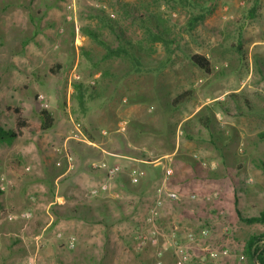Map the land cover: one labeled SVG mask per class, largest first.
Listing matches in <instances>:
<instances>
[{
  "label": "rangeland",
  "instance_id": "1",
  "mask_svg": "<svg viewBox=\"0 0 264 264\" xmlns=\"http://www.w3.org/2000/svg\"><path fill=\"white\" fill-rule=\"evenodd\" d=\"M207 1H120L135 8L138 14L147 12L152 22L162 21L164 37L172 41L175 51L166 68L157 72L154 69L165 60L163 45L147 41L149 34L138 16L122 17L123 9L114 1L78 0L76 24L62 27V36L52 39L40 34L43 29H39V24L42 25L44 8L54 0H0V125L10 128L13 124V116L5 112L6 106L19 107L24 118L36 121L41 109L36 100L38 94L46 97L55 121L53 128L41 135L0 143V225L5 237L11 241L18 239L15 229L10 228L15 220L9 221L8 215L35 211L34 205L44 201L38 197V179H42L43 171L38 147L52 153L53 147L66 143L74 159L73 169L79 165L82 174L87 172L90 162L85 163L84 154L96 152L97 148L77 140L66 141L73 124H79L90 143L106 145L112 154L119 156L133 151L146 162L170 163L173 176L167 181V188L185 196L196 194V201L163 203L156 224L164 234L172 233L174 228L189 227L184 220L188 222V218L200 211L223 212V216L219 215L222 237L216 242L209 240L207 226L201 228L209 231L208 239L197 246L183 241L174 231L187 247L189 262L195 255L205 256L200 250L204 245L227 249L231 255L232 245L237 241L241 261L252 263L245 245L249 237L263 233L261 227L252 226V234L238 229L235 236L227 213L234 211V206L228 208L225 202L234 205V200L237 201L240 210L249 211L250 215L264 211V169L261 168L264 142L258 139L259 133H264V0H217L214 12L193 25L192 18L202 13L201 7ZM95 4H104L107 13L97 10ZM252 9L256 11L255 17L246 20ZM109 13L114 15L109 19L123 28L133 44H139L144 52L153 50L150 58H144L141 73L132 72L120 59L102 61L103 50L83 35L82 29L95 31L103 40L116 45L115 36L99 21L100 16ZM241 25L243 28L239 30ZM42 49L47 54L45 59L35 62L39 66L36 80L16 71L17 66L23 65L22 57ZM192 54L208 58L209 74L191 65L188 57ZM72 74L78 75L79 81H73ZM91 81L94 85H90ZM74 83L82 84L85 91L82 105L78 103ZM186 90L193 92L191 98L172 107L175 95ZM120 123H125L123 133L117 132ZM13 156L21 158L23 170L30 167V172L24 171L27 177L23 181L16 180L5 169ZM118 156L116 159L122 160ZM55 161L53 157L49 167L56 169ZM160 174H151L147 197L151 198L161 183ZM212 193H217L218 198L205 202L203 198ZM144 203L147 205L149 200ZM138 219L136 222L124 219L127 228L136 223L138 233L130 239L137 245V237L145 229L144 216ZM198 222L200 218L194 221ZM140 247L144 248L142 257L146 259L148 254H155L156 260L153 257L148 264H164V256L168 258L167 264H175L170 250L162 251L158 258L152 246ZM92 250L95 258L105 251L97 246ZM124 254L119 256L121 264H139L137 251L128 248ZM45 264L60 263L51 260Z\"/></svg>",
  "mask_w": 264,
  "mask_h": 264
},
{
  "label": "crops",
  "instance_id": "2",
  "mask_svg": "<svg viewBox=\"0 0 264 264\" xmlns=\"http://www.w3.org/2000/svg\"><path fill=\"white\" fill-rule=\"evenodd\" d=\"M64 1L54 0L51 5L44 8L40 19L42 25L39 24V29H43L40 30V34H43V36L56 39L57 36H62V33L58 31L60 27L65 28L68 26L71 28L72 25L64 19ZM13 26L14 24L12 23L11 27ZM35 30L31 32L33 35L36 33ZM55 46L53 47L54 49L57 48ZM46 54L47 51L42 49L41 51L33 52L32 55L22 57L20 62L23 65L17 66L16 71L26 73L30 80H36L39 66L35 62L45 59L46 56L44 55ZM22 86L24 87V83H22ZM31 86H34L33 82ZM53 136L56 138L57 134L54 133ZM66 141L68 140L66 139ZM91 145L97 149L96 152L84 154L87 157L85 163L90 162L85 174H82L78 167L79 165L73 169L74 159L72 166L69 167L64 153L54 152L53 149L55 147L51 149L52 153L49 150H44L43 146L38 147L37 154L41 157L43 169L42 179H38V183H40V195L38 197L44 201L34 205L35 211H28L32 214V218L28 221H22L21 218L25 211H19L16 214L17 219L11 224L10 228L15 229L18 235L17 241L15 239L11 241L5 237L1 231L3 226L0 225V264H45L46 262H51V260H58L60 264H90L93 261L94 264H121L122 260L119 256L127 253L128 248L137 251L139 255L137 260H140L139 264H148L152 262L153 257L155 259V254H148V252L146 253L148 254L147 259L142 257L145 255L143 252L144 248L140 247L139 244L137 245V243H132L130 239L131 237L136 238L135 233H138L135 226L136 223L132 224L131 228H127L126 225L124 226V219L136 222L139 220L138 217H145L146 204L144 202L148 200L150 202L152 198L147 197L149 191L146 183L151 182L152 175L156 170H162L166 166L171 168L170 163L162 165V162L159 161L155 163L152 161L146 162L137 157L128 156L125 153L118 156L112 154L106 145L105 147H103L104 145L99 147L95 146V144H88V146ZM63 146L66 147L69 153L66 143L56 148ZM117 156L122 160H117ZM53 157L56 160L55 166H58L56 169L54 166L49 167ZM94 157L99 160L94 161ZM101 162L120 166L121 172L111 181L108 192L100 193L97 197H90L88 192L97 188L105 180V173L93 167V164ZM127 164L130 167L126 169ZM141 166L145 170L140 168ZM133 169L143 171L144 179L141 180V185L140 183L138 185L130 184L128 174ZM233 203L234 205L225 202L228 208L234 206V211H227V213L228 221L235 236L238 229L248 233L251 232L252 234V231H254L251 228L252 226H260V230L264 232V224L246 225L237 216L239 213L243 218L258 217L264 211H259L257 215L253 213L250 215L249 211H241V207H239L237 202L235 203V200ZM219 212L217 211V213L213 214L211 211H200L197 215H192L191 218H188V222L184 220L186 224H190L186 228L197 231L199 228L207 226L210 228L209 240L216 242L222 237L219 227L222 225ZM199 218L200 222L194 223ZM192 226L193 228H191ZM255 230L258 229L255 227ZM176 232L185 241L183 232ZM57 234H60L61 237L58 238ZM126 235L129 238H126ZM69 238L74 240L73 250H76V252L68 249L67 240ZM95 246L105 250L100 253L99 258L94 257L92 249ZM232 248L234 252L228 258L213 261L206 254L205 256H199L198 254L193 256V261L192 258L190 259L189 264H244L240 260V247L237 241L232 245ZM162 259L164 264L169 262L167 256Z\"/></svg>",
  "mask_w": 264,
  "mask_h": 264
},
{
  "label": "trees",
  "instance_id": "3",
  "mask_svg": "<svg viewBox=\"0 0 264 264\" xmlns=\"http://www.w3.org/2000/svg\"><path fill=\"white\" fill-rule=\"evenodd\" d=\"M59 1V0H57ZM101 2L106 1H114L115 4L119 5L118 7L123 9L122 11V17L128 18L131 17H137L139 21L141 22V25L145 28V31L149 34L147 41L155 44L160 43L163 45L165 49V60L161 63H159L158 67L154 69L155 71L159 72L162 69H165L166 66L170 63V57L175 51L174 48H172V41L164 37L165 30L162 29L161 22H155L151 21V16L147 14V12H144V15L138 14L137 10L135 8H130L127 5H123L120 3L122 0H100ZM171 2H178L182 3V1L185 0H170ZM120 3V4H119ZM217 0H208L205 5L201 7L202 13L194 16L192 18L193 25L199 23L200 21H204L206 17H209L216 8ZM122 4V5H121ZM255 9H252L246 20L253 19L255 17ZM99 21L101 24L106 27L114 36L116 45L112 46L107 41L103 40L98 33L95 31H89L82 29V33L84 36H87L94 44L99 46L103 50V54L101 56L102 61H109L113 59H120L125 61L129 67L130 70L134 73H141L144 58H150L152 56L153 50H149V48L152 46L151 43H149L148 52H144L141 50V46L135 45L132 43L131 39L126 35L123 28L118 27V25L114 24V21H111L108 16H100ZM243 25L240 26L239 30H242ZM237 50L239 51L240 45L239 43L236 46ZM189 62L194 67L198 68L202 72L209 74L211 71V65L208 60L203 55L200 54H192L188 57ZM74 90L76 92V97H78V103L82 105V101L85 97V91L83 90L82 84L80 83H74L73 85ZM191 90L186 91H180L175 95V97L171 100L172 107H176L179 104L189 100L192 95ZM219 105V103H217ZM5 112L10 113L11 117L13 116V124L12 127H3L0 125V143L7 144L10 143L18 138L21 137H34L41 135L43 133L48 132L51 130L54 126V117L52 113L47 109H40L37 113V120L33 121L27 118H24L22 116L21 108L19 107H13V106H6ZM211 113V110H209ZM212 116V115H211ZM210 116V117H211ZM210 121V118H207L206 121ZM206 127V126H204ZM258 139L262 142H264V133H259ZM173 150V148H171ZM125 154H128V156H134L138 159H141L137 153L133 151L126 152ZM186 161V160H185ZM151 162V161H150ZM188 165L191 167L193 166V163L190 161H186ZM264 169V165L261 167ZM5 169L7 172H9L16 180L21 181L23 178H25L26 174L24 173V170L21 166V158L18 156L11 157L5 164ZM157 173H161L162 177V170H156ZM144 179L142 177L139 181ZM138 183V184H139ZM137 184V185H138ZM141 185V183H140ZM151 185V183L147 182L146 187L148 188ZM237 201H235L236 203ZM239 220L246 225H252V224H264V213H261L258 217H246L243 218L240 216V214H237ZM245 253L248 257V259L253 264H264V232L259 235H253L249 237V239L246 242L245 245Z\"/></svg>",
  "mask_w": 264,
  "mask_h": 264
},
{
  "label": "built area",
  "instance_id": "4",
  "mask_svg": "<svg viewBox=\"0 0 264 264\" xmlns=\"http://www.w3.org/2000/svg\"><path fill=\"white\" fill-rule=\"evenodd\" d=\"M78 0H65L63 3L64 9V19L68 23L76 24V4ZM94 7L97 10L103 11L107 13V8L104 4H95ZM108 17L114 18L112 13L108 14ZM60 33H63L64 29L62 27L58 30ZM75 31L77 29L75 27ZM79 76L76 74H72V80L77 82L79 81ZM90 85H94V82L91 81ZM36 100L41 109L49 108L48 101L43 94H38ZM125 123H120L117 132L123 133L125 131ZM105 134V132H103ZM67 140H77L87 144L90 143L82 134L80 125L73 124L72 129L69 131V135L67 136ZM54 152L56 153H64V157L69 167L72 166L73 158L67 152L66 147L63 146L61 148H54ZM203 166H206L204 163ZM94 169L101 170L105 173V180L102 184H100L97 188H94L89 191L90 197H97L100 193H106L109 191L111 181L121 172L120 166L116 165H108L105 162L93 164ZM25 172H30V167L27 166L24 168ZM172 175V169L168 166L162 168V181L156 187L154 194L150 200V202L146 205V214L144 217L145 229L144 232L139 234L138 241L140 245H150L154 249H156V256L158 258L161 257L162 251L170 250L173 256V260L175 264H188L189 255L187 252V247L184 245L176 236L174 231H181L185 236V241L189 244L197 245L206 240L209 236V231L206 228H199V230L195 231L188 228H174V231L170 234H164L157 226L156 221L160 213V209L163 206L165 201L173 202V203H181L185 198L189 201H196V194L192 193L185 197L183 194L169 190L166 186L167 181ZM129 181L131 185H137L140 179L144 176L143 171L141 170H131L128 174ZM32 198V197H31ZM218 194L212 193L210 195H206L203 200L205 202L212 201L213 199H217ZM220 216H223V212H219ZM32 214L30 212H24L21 215L22 221H28L31 218ZM8 220L13 221L17 219L16 215H8ZM57 237L60 238L61 235L57 234ZM67 247L69 250L74 249V240L69 238L67 240ZM203 252H205L206 256L213 261L228 258L230 257V253L227 249H212L207 245H204L201 248ZM240 260H243V257H240ZM157 264H161V262H157Z\"/></svg>",
  "mask_w": 264,
  "mask_h": 264
}]
</instances>
